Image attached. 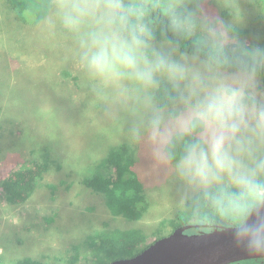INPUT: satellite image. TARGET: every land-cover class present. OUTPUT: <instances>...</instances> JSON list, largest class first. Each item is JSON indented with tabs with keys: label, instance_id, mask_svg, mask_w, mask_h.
<instances>
[{
	"label": "rangeland",
	"instance_id": "374dc122",
	"mask_svg": "<svg viewBox=\"0 0 264 264\" xmlns=\"http://www.w3.org/2000/svg\"><path fill=\"white\" fill-rule=\"evenodd\" d=\"M60 3L55 0L52 13L43 22L23 23L7 1L0 0L1 264H19L27 257L49 264L55 258L75 254L80 263L97 264L88 238L97 230L139 228L151 243L172 232L173 228L162 222L178 215L189 197L210 187L234 185L226 177L207 188L193 187L177 175L175 161L166 159L164 145L149 139L148 114L123 100L121 91L131 87L129 82L101 81L83 66L81 34L63 26ZM177 3L182 8L180 21L192 12L197 18L202 12L216 14L233 28L244 31L242 35L235 34L238 40L245 44L259 42L258 47L264 48V9L260 0ZM123 31L129 34L124 25ZM146 43L148 51L169 52L200 68L208 77L216 72V67L181 52L171 43ZM182 108L180 103L178 109ZM119 143H127L133 149L145 183L149 207L139 220L113 216L102 197L80 183L71 188L63 185L53 195L46 183L55 180L60 172L44 179L25 202L10 203L3 195L2 181L21 162L51 154L53 160L60 157L65 172L84 175ZM259 179L264 182V177ZM250 201L251 195L246 191L226 212L238 221Z\"/></svg>",
	"mask_w": 264,
	"mask_h": 264
},
{
	"label": "clouds",
	"instance_id": "9594fccd",
	"mask_svg": "<svg viewBox=\"0 0 264 264\" xmlns=\"http://www.w3.org/2000/svg\"><path fill=\"white\" fill-rule=\"evenodd\" d=\"M201 0H196L199 5ZM60 20L81 34V61L101 81H128L123 100L148 114L146 128L154 144H170L174 136L188 140L175 159L177 175L193 187L224 181L251 195L248 209L264 203V48L238 40L223 17L192 12L174 28L199 29L216 54V72L206 76L163 50L148 51L141 36L126 34L121 0H61ZM222 66L230 71L223 74ZM167 82L183 105L178 114L159 107L156 91ZM174 159L171 153L166 157ZM250 246L264 247V226L238 233Z\"/></svg>",
	"mask_w": 264,
	"mask_h": 264
},
{
	"label": "trees",
	"instance_id": "16d2710c",
	"mask_svg": "<svg viewBox=\"0 0 264 264\" xmlns=\"http://www.w3.org/2000/svg\"><path fill=\"white\" fill-rule=\"evenodd\" d=\"M16 17L23 23H41L52 13L55 0H6ZM124 3L126 19L123 23L127 33L141 36L153 43H171L181 52L197 56L215 67V53L199 29L189 30L186 27L174 28L173 21H180L182 8L177 0H121ZM264 9V0H260ZM225 13L228 11L225 10ZM235 34L242 35L243 30L235 28ZM259 42L246 44L258 47ZM263 48V46H260ZM151 52V51H149ZM221 70L229 72L227 66ZM264 80V76L261 77ZM159 107L178 114V93L166 81L156 91ZM187 137L174 136L170 144L163 146L167 157L171 153L175 161L183 153ZM51 155V154H50ZM49 154L24 161L15 167L1 183L5 199L10 203H21L31 198L41 182L53 173L60 172L55 180L46 186L55 195L59 188L67 185L71 188L80 183L85 189L102 197L105 206L113 216H123L128 220L141 219L148 210L149 202L145 183L137 169V160L133 149L127 143L112 146L107 156L98 163L94 170L78 175L63 170L60 157L52 159ZM53 160V161H52ZM79 187V186H78ZM84 189V190H85ZM245 189L235 185H220L201 190L189 197L184 209L174 218L164 220L162 225L172 227V232L179 226L190 223H224L233 222L227 213L232 202L240 199ZM168 227V226H167ZM93 253L97 264H105L119 258L133 257L145 250L148 235L139 228L105 227L90 235ZM159 239V237L157 238ZM78 254L66 258H55L49 264H84L80 263ZM2 262V257L0 258ZM19 264H45L38 259L27 257Z\"/></svg>",
	"mask_w": 264,
	"mask_h": 264
},
{
	"label": "water",
	"instance_id": "95a60500",
	"mask_svg": "<svg viewBox=\"0 0 264 264\" xmlns=\"http://www.w3.org/2000/svg\"><path fill=\"white\" fill-rule=\"evenodd\" d=\"M204 226L206 225L201 223L179 226L169 235L156 239L141 253L105 264H139L170 240L187 242L189 247L157 264H229L242 259L264 256V247H253L247 239L237 238L238 233L246 231L249 227L264 226V203L255 206L240 225L222 226L214 231L200 234L187 232L189 229Z\"/></svg>",
	"mask_w": 264,
	"mask_h": 264
},
{
	"label": "flooded vegetation",
	"instance_id": "af4514ba",
	"mask_svg": "<svg viewBox=\"0 0 264 264\" xmlns=\"http://www.w3.org/2000/svg\"><path fill=\"white\" fill-rule=\"evenodd\" d=\"M253 208L248 209L244 214L238 216L240 218V220L233 221L230 224H224V223H220V222H217V223H201V224H205L206 226L199 227V228H192V229H189V231H187V232L189 234H200V233H204V232L214 231V230H216L222 226L240 225L246 220L250 211ZM229 264H264V256L242 259V260H238V261H235V262H232Z\"/></svg>",
	"mask_w": 264,
	"mask_h": 264
},
{
	"label": "bare ground",
	"instance_id": "6f19581e",
	"mask_svg": "<svg viewBox=\"0 0 264 264\" xmlns=\"http://www.w3.org/2000/svg\"><path fill=\"white\" fill-rule=\"evenodd\" d=\"M189 247L187 242L168 241L161 248L143 259L139 264H157L161 260L174 256Z\"/></svg>",
	"mask_w": 264,
	"mask_h": 264
},
{
	"label": "built area",
	"instance_id": "2783aa9c",
	"mask_svg": "<svg viewBox=\"0 0 264 264\" xmlns=\"http://www.w3.org/2000/svg\"><path fill=\"white\" fill-rule=\"evenodd\" d=\"M1 264V263H0Z\"/></svg>",
	"mask_w": 264,
	"mask_h": 264
}]
</instances>
